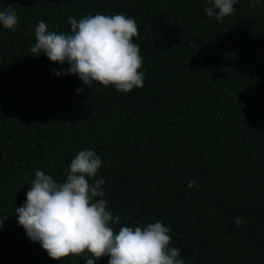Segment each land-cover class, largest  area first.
<instances>
[{"label": "trees", "instance_id": "obj_1", "mask_svg": "<svg viewBox=\"0 0 264 264\" xmlns=\"http://www.w3.org/2000/svg\"><path fill=\"white\" fill-rule=\"evenodd\" d=\"M0 3L18 17L15 31L0 27V264L91 258L50 259L15 215L37 170L62 182L86 149L103 161L94 179L115 230L161 222L185 264H264V0H237L219 21L205 0ZM89 14L135 19L143 87L87 88L53 74L67 64L31 56L38 21L69 33V17Z\"/></svg>", "mask_w": 264, "mask_h": 264}, {"label": "clouds", "instance_id": "obj_2", "mask_svg": "<svg viewBox=\"0 0 264 264\" xmlns=\"http://www.w3.org/2000/svg\"><path fill=\"white\" fill-rule=\"evenodd\" d=\"M237 0H205V13L222 20L231 16ZM258 5L261 0H251ZM4 4L0 3V8ZM69 33L49 31V25L38 21L31 56L44 55L49 61L68 67L53 74L77 76L90 88L97 82L127 93L143 87L144 73L140 71L143 58L139 46L133 42L139 36L134 18L123 14L85 15L69 17ZM0 27L15 31L18 17L8 5L0 11ZM83 92L84 88L77 89ZM103 161L94 149L79 151L71 160L63 181L54 180L42 170L26 192L25 203L15 208L17 224L26 236L52 260L62 261L69 256L88 257L85 264H96L108 257L107 264H185L178 248L170 247V228L161 222L147 226H122L119 216H113L104 198L103 179H94ZM189 188H198L191 180ZM6 216L0 217V227ZM234 227H241L243 219L235 218Z\"/></svg>", "mask_w": 264, "mask_h": 264}]
</instances>
